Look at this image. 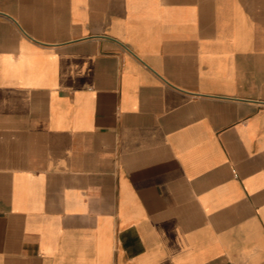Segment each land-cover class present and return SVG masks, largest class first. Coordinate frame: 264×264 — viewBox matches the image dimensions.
I'll list each match as a JSON object with an SVG mask.
<instances>
[{
    "label": "crops",
    "instance_id": "0c3cea01",
    "mask_svg": "<svg viewBox=\"0 0 264 264\" xmlns=\"http://www.w3.org/2000/svg\"><path fill=\"white\" fill-rule=\"evenodd\" d=\"M0 264H264V0H0Z\"/></svg>",
    "mask_w": 264,
    "mask_h": 264
}]
</instances>
